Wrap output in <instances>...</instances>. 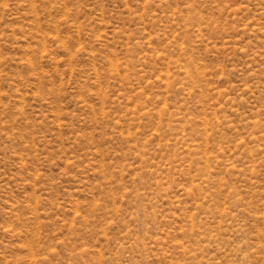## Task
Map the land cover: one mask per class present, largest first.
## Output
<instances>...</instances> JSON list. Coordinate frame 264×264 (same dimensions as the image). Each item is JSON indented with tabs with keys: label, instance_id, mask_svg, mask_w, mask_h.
<instances>
[{
	"label": "rangeland",
	"instance_id": "rangeland-1",
	"mask_svg": "<svg viewBox=\"0 0 264 264\" xmlns=\"http://www.w3.org/2000/svg\"><path fill=\"white\" fill-rule=\"evenodd\" d=\"M0 264H264V0H0Z\"/></svg>",
	"mask_w": 264,
	"mask_h": 264
}]
</instances>
